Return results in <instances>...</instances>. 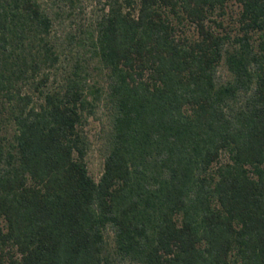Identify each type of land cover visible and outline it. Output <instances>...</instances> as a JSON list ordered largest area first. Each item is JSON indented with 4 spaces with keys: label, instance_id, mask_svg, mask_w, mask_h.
Returning a JSON list of instances; mask_svg holds the SVG:
<instances>
[{
    "label": "trees",
    "instance_id": "trees-1",
    "mask_svg": "<svg viewBox=\"0 0 264 264\" xmlns=\"http://www.w3.org/2000/svg\"><path fill=\"white\" fill-rule=\"evenodd\" d=\"M82 2L0 0V264H264V0Z\"/></svg>",
    "mask_w": 264,
    "mask_h": 264
},
{
    "label": "rangeland",
    "instance_id": "rangeland-1",
    "mask_svg": "<svg viewBox=\"0 0 264 264\" xmlns=\"http://www.w3.org/2000/svg\"><path fill=\"white\" fill-rule=\"evenodd\" d=\"M98 0H83L80 11L76 13L74 18L75 23H70L67 19L64 22V27L67 30L76 29L80 23L86 24L88 20L93 19L96 11L98 10ZM103 0H101L102 2ZM106 125L105 110L100 107L94 117L89 118L88 124L85 128L89 140L90 150L87 155L88 170L92 177L98 179L103 168V146H102V129Z\"/></svg>",
    "mask_w": 264,
    "mask_h": 264
}]
</instances>
